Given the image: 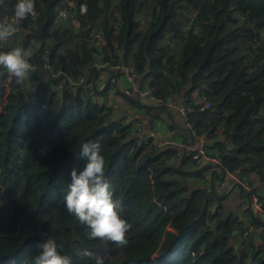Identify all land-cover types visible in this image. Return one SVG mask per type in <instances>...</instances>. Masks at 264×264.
<instances>
[{"label":"trees","instance_id":"16d2710c","mask_svg":"<svg viewBox=\"0 0 264 264\" xmlns=\"http://www.w3.org/2000/svg\"><path fill=\"white\" fill-rule=\"evenodd\" d=\"M15 3L0 0V22ZM65 5L77 28L59 21ZM35 8L19 24V45L10 39L0 49L41 43L30 79L17 83L0 67V264H32L49 238L72 264L96 257L104 264H264L262 243L235 245L238 215L208 209L200 176L209 165L192 170L190 156L176 157L175 145L160 147L152 136L140 139L133 122L113 117L83 87L53 90V79L37 77L46 61L73 79L97 63L131 61L164 98L190 100L197 90L213 107L189 113V131L225 137L210 147L222 162L213 176L223 179L228 169L264 181V0H35ZM8 77L9 88L2 85ZM84 143L101 147L105 178L131 225L125 246L89 240L66 210L71 172L86 164ZM212 194L222 202L215 186Z\"/></svg>","mask_w":264,"mask_h":264},{"label":"clouds","instance_id":"9594fccd","mask_svg":"<svg viewBox=\"0 0 264 264\" xmlns=\"http://www.w3.org/2000/svg\"><path fill=\"white\" fill-rule=\"evenodd\" d=\"M35 15V0H16L10 20L0 22V43H7L17 32V25L29 16ZM41 43L33 39L30 46L12 47L0 51V67L16 78L17 83L30 79L32 65L29 60L39 51ZM80 155L86 164L79 174L71 172L72 182L68 185L63 201L68 213L82 224L89 240H99L116 246L127 244V233L131 225L121 213V203L113 198L111 185L105 178V159L99 143H84ZM41 251L32 257V264H72L68 255L61 253L62 245L54 239L37 246ZM84 256H92L85 250ZM95 264H104L101 257H96Z\"/></svg>","mask_w":264,"mask_h":264},{"label":"crops","instance_id":"0c3cea01","mask_svg":"<svg viewBox=\"0 0 264 264\" xmlns=\"http://www.w3.org/2000/svg\"><path fill=\"white\" fill-rule=\"evenodd\" d=\"M10 19L11 18L8 20ZM77 20L79 19L73 17V19L70 18L69 20H65V23L68 22L77 28ZM19 32L20 29L17 27L15 36L10 40L11 44L13 43L14 45H19ZM125 65H127L131 70L135 69L131 61ZM124 76H126L127 81L124 80ZM90 77L92 78L91 80H89ZM86 78L87 82L89 81L88 83L93 85L94 89L96 90V94L91 98L111 108L113 117L122 116L124 121L126 119L138 120L139 118H146L147 127L141 133L135 132V135L139 137L152 136L154 138L153 141L160 147H165L168 145L177 146L183 142L191 143L195 147H201L206 142H209V139H207L205 135L197 136L194 131L190 132L191 125L188 123L187 116L185 117V115H183L180 110L176 109V107L168 108L164 105L152 103L151 100L148 101L145 95H141L138 89L146 82L145 79L143 80L141 74L138 75L134 80L130 81L128 80V74L126 73L124 66L121 64L111 65L108 63H97L89 67L86 72ZM42 80L48 81L46 78ZM32 84H34L33 81H31V85ZM111 84H113L116 88V92L112 94L108 92V88ZM50 88L57 90L56 87ZM203 96V94L196 90L192 92L190 100H184V97L180 95H176L171 99L176 102L182 101L183 104L190 103V105L193 106L202 103ZM179 102H177V104H179ZM208 149L214 154H217L218 152L217 149H210L209 145ZM204 165L205 164L201 162L199 165H193L191 169H200ZM195 179L199 180V176ZM250 179L252 181L253 187L256 190V193L264 197V181H260L255 174H251ZM211 184L212 188L213 186L218 188V185L214 180ZM218 191L219 195L222 196L224 208L227 211L238 215L239 221L243 219L242 214L245 211L251 215L252 220L258 218L259 220L263 221L264 213L258 209L254 203H251L250 205L245 204V195L243 194V189H232L231 186H228L225 189ZM263 237L264 231L249 229L245 224V228L237 229L233 240L236 246L240 247L244 245L246 248L249 242H253L255 245L259 246L262 243L261 241Z\"/></svg>","mask_w":264,"mask_h":264},{"label":"built area","instance_id":"2783aa9c","mask_svg":"<svg viewBox=\"0 0 264 264\" xmlns=\"http://www.w3.org/2000/svg\"><path fill=\"white\" fill-rule=\"evenodd\" d=\"M63 8V7H62ZM61 8V14L59 17V20L65 21L69 20L68 17H70L72 14H74L75 17V11L72 9V6H64L63 10ZM87 10V6L83 3L79 6V12L81 14H84ZM37 15V10L35 8V15L29 16V17H35ZM192 16V15H191ZM28 17V18H29ZM61 17L63 19H61ZM68 18V19H67ZM143 21L150 22V16H143ZM19 29H21L20 25H17ZM96 37H98V34H95ZM5 45V43H0V49ZM30 64L32 65V71H35L37 69V66L29 60ZM123 64V65H122ZM122 66H124V69L126 73L128 74V80L132 81L134 80L140 73H138L135 69H130L127 65L124 63H121ZM43 70L42 72L37 76L42 79H53L55 81V87L57 89H63L65 87H70L71 90H79L80 87H83L88 95L90 97H93L96 94V90L94 89L93 85L87 82V79L85 76L81 75L77 79H73L70 76H68L61 68H54L48 61H46L43 64ZM12 78V77H11ZM13 79V78H12ZM139 93L141 95L148 96L151 101H153L156 104L164 105L168 108H174L180 110L185 117L187 114L193 112V111H204L206 109H210L213 107L212 102L206 97L203 96L202 103H199L197 105L191 106L190 103H179L177 104L176 101L172 100L171 98H164L160 95H158L155 87L150 83V81H146L142 87L139 89ZM128 91V90H127ZM109 93H115L116 88L113 84H111L108 88ZM147 117V116H146ZM148 121V118H147ZM125 122L131 123L133 122V125L135 127L136 132H142L146 127V118L144 119H138V120H130L126 119ZM140 139H144V137H139ZM144 143L147 145L151 144V139H145ZM178 148V151H176V157H182L183 155H188L192 158L194 161V165H199L201 162L203 164L209 165V167L205 168L202 172V176H200L201 180V186L204 189V192L207 194V207L211 211H220L223 207V202H220L216 200L215 196L212 194L213 188H212V181L214 180L216 184L218 185V190L225 189L228 186H235L238 188H242L245 194H248L250 191L251 196L244 197L245 204L250 205L251 203H254L258 209H260L264 213V197L260 196L256 193L255 188L253 187L252 181L247 176H241L238 171L236 170H228L226 169V176L223 179L215 178L214 175V169L219 168L221 165V158L217 155L212 153L208 149V145L205 143L201 147H195L192 144H187L185 142L179 144L176 146ZM248 207V206H247ZM243 219L239 221L238 228H245V224L249 229H256L258 231H264V218L263 221L259 224H255L253 220L251 219V215L248 212H244L242 214ZM252 220V221H251ZM245 238V236H244ZM262 249H264V242H262Z\"/></svg>","mask_w":264,"mask_h":264},{"label":"rangeland","instance_id":"374dc122","mask_svg":"<svg viewBox=\"0 0 264 264\" xmlns=\"http://www.w3.org/2000/svg\"><path fill=\"white\" fill-rule=\"evenodd\" d=\"M64 8V7H63ZM63 8H62V10H63ZM73 17H74V14H72L70 17H68L69 19L70 18H72L73 19ZM67 18V19H68ZM61 19H63L62 17H61ZM8 20V19H7ZM59 21H61V20H59ZM23 26H21V28H22ZM24 34V32H23V30L22 29H20V32H19V39H21V36ZM172 38V39H171ZM171 40V41H169V40ZM167 40H166V42H168L170 45H171V49H170V51H172V50H174L175 49V47H174V44H173V42L174 41H172L173 39H175L174 37H169ZM163 43H166V42H164V41H162ZM167 44V43H166ZM33 72V71H32ZM124 80L125 81H127V79H126V76H124ZM11 81H12V78L11 77H8L5 81H3V86H6V87H10V83H11ZM9 93V91L6 93V95ZM5 95V96H6ZM177 102H179V101H177ZM1 111H3V110H1ZM121 116H119L118 118H120ZM245 176H247L248 178H250V174H248V175H245ZM236 188H238V187H235V186H233L232 187V189H236ZM241 189V188H240ZM251 192V191H250ZM250 192L248 193V194H250ZM229 194V193H228ZM244 195H246L245 193H243ZM248 197H249V195H248ZM155 257H158V254L156 253L155 254Z\"/></svg>","mask_w":264,"mask_h":264},{"label":"water","instance_id":"95a60500","mask_svg":"<svg viewBox=\"0 0 264 264\" xmlns=\"http://www.w3.org/2000/svg\"><path fill=\"white\" fill-rule=\"evenodd\" d=\"M146 97H147L148 101H150V98H149L148 96H146ZM152 103H154V102L152 101ZM179 103L181 104V103H183V102L180 101ZM224 139H225V137H223V136H219V137H217V138H215V139H213V140H211V141H209V142H206V143H207V145H209L210 147H212V146H214L217 142H219V141H224ZM112 247H113V244L110 243V245H109V250H111Z\"/></svg>","mask_w":264,"mask_h":264}]
</instances>
